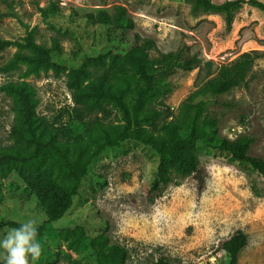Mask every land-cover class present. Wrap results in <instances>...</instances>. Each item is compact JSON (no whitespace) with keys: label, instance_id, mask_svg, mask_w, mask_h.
Segmentation results:
<instances>
[{"label":"rangeland","instance_id":"374dc122","mask_svg":"<svg viewBox=\"0 0 264 264\" xmlns=\"http://www.w3.org/2000/svg\"><path fill=\"white\" fill-rule=\"evenodd\" d=\"M117 6L141 36L154 39L152 58L179 48L184 35L195 39L190 52L199 65L158 76L146 99L141 115L152 116L158 126L183 119L182 103L211 77L206 61L224 64L250 50L256 58L245 84L216 97L194 98L205 100L195 132L204 131L202 119L215 121L205 128L204 141L185 149L195 153L197 172L185 173L176 161H165L161 168L156 151L134 139L104 149L90 160L70 208L37 237L43 252L33 264H97L88 242L100 233L126 247L123 264H154L158 259L224 264L220 245L236 230L247 235L237 264H264V177L250 164L212 148L217 133L229 139L247 136L253 139L250 153L264 159V11L257 7L238 8L226 32L222 15L195 11L187 0H0V39L8 41L0 48V153L32 152L16 89L33 104L36 131L44 139L53 136L70 158L80 151L84 157L104 130L122 126L119 111L104 101L89 98L92 106L82 119L71 108L76 87L92 91L100 83L115 90L120 85L102 79L111 64L109 41L116 24L95 18L99 11L112 14ZM46 55L49 64L36 60ZM77 68L85 74L74 82ZM126 101L133 102L131 91ZM61 126L71 133L59 130ZM141 126L157 142L164 139L146 120ZM35 168L52 174L62 186L70 181L68 167L53 152L27 164L2 163L0 221L34 218L42 223L45 208L20 177ZM10 229L2 227L0 237Z\"/></svg>","mask_w":264,"mask_h":264},{"label":"trees","instance_id":"16d2710c","mask_svg":"<svg viewBox=\"0 0 264 264\" xmlns=\"http://www.w3.org/2000/svg\"><path fill=\"white\" fill-rule=\"evenodd\" d=\"M192 2L195 11H203L211 14L223 16L224 29L231 31L232 23L235 19V11L242 5L247 4L264 11V0H187ZM93 17L92 14H89ZM94 18V17H93ZM95 18L101 22H113L116 24L114 37L109 41L111 52V64L104 71L103 80H118L120 85L115 90L110 87H103L100 83L93 87L92 91H85L76 87L73 94L74 105L72 110L77 117L82 119L86 110L91 109L89 98L95 102L104 101L112 105L119 111L123 119V124L119 129L113 131L104 130L99 139H94V147L84 157L81 151L73 158L67 155L65 147H59L54 142V137L42 138L36 131L33 119V104L27 94L22 89H16L23 107V122L28 131L27 140L32 144V152L21 154L19 152L3 151L0 153V165L4 162L27 164L36 157L41 156L45 151L53 152L65 163L69 169L70 181L67 185L61 183L50 173L40 172L35 168L33 172H23L20 177L26 189L35 196L36 200L45 208V217L39 225V235L43 234L46 224L50 221L61 218L70 208L72 198L76 194L81 179L87 172L90 160L99 155L106 148L119 146L126 139H134L144 144L150 145L159 155L161 168L165 161H176L185 173L198 171V159L192 150H185L191 143L204 141L203 133L205 128L215 126L213 119H202L200 125L204 131L196 133L202 109L205 104L204 99L194 101L197 95L219 96L231 88L245 84L256 58V51L250 50L240 53L236 58L228 63L213 65L212 61L204 63V69L209 77L201 87L192 92L187 100L181 105L183 119L170 121L158 126L152 116H142L144 104L158 84L156 78L165 75L175 68L183 71H191L199 65V58L190 52V46L195 41L193 37L183 36L182 45L176 50L160 52L152 58L150 51L155 48V41L151 37H143L135 30L133 19L126 15L125 9L117 6L112 14L99 11ZM8 44L7 40L0 39V48ZM37 50V47H35ZM46 54V50L38 49ZM32 60V59H30ZM45 64L50 63L46 55L36 59ZM75 80L85 74L84 69L77 68L74 71ZM140 81L141 84L135 83ZM133 94V102L126 101L127 93ZM98 104H101L98 103ZM146 120L154 132H161L164 139L157 142L150 134H147L141 122ZM64 133H71V129L59 127ZM216 132V130H214ZM212 148L230 154L239 161L250 164L251 168L264 177V159L252 155L250 146L253 142L251 137L237 136L234 139L223 137L217 133L212 139ZM156 186V183H155ZM17 221H0L2 227H18ZM247 244V235L242 230H236L229 238L223 241L220 249L226 255L224 264H237L240 251ZM92 249L97 264H123L128 251L126 247L118 243H110L106 235L100 233L92 237L88 242ZM154 264H172L165 259H158Z\"/></svg>","mask_w":264,"mask_h":264},{"label":"clouds","instance_id":"9594fccd","mask_svg":"<svg viewBox=\"0 0 264 264\" xmlns=\"http://www.w3.org/2000/svg\"><path fill=\"white\" fill-rule=\"evenodd\" d=\"M0 237V264H33L40 259L43 246L37 239L39 222L34 218L17 221Z\"/></svg>","mask_w":264,"mask_h":264}]
</instances>
